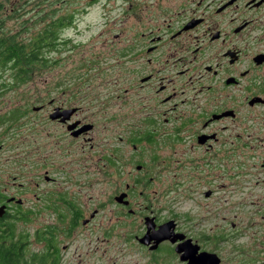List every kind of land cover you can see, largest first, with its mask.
<instances>
[{
	"label": "rangeland",
	"instance_id": "obj_1",
	"mask_svg": "<svg viewBox=\"0 0 264 264\" xmlns=\"http://www.w3.org/2000/svg\"><path fill=\"white\" fill-rule=\"evenodd\" d=\"M0 1L7 5V11L21 9L7 19L5 27L29 41L53 19L74 16L77 8L89 4V0ZM136 13L135 6L127 9L122 0H103L87 15L75 18L82 21L78 34L74 19L59 32L61 41L46 52V66L35 78L12 85L11 71L0 75V194L21 199L22 210H30L7 220L14 221L15 240L24 244L27 260L20 263L39 264L47 252L41 241L45 231L55 237L54 232L62 230L63 237L56 234L59 264H149L147 258L127 253L130 247L117 229L106 230L109 220L114 222L119 212L112 197L129 184L135 186V192L145 193L161 220L174 219L183 231L207 232L206 248L220 258V264H264V199L259 194L261 185L246 175L249 168L209 169L201 180L194 181L186 146L165 135L153 138L157 144L153 148L144 141L142 131L126 134V123L114 115L115 109L105 108L104 104H125L121 85H126V80L115 47L122 29L135 23ZM131 100L138 102L135 94ZM50 101L82 107L83 118L94 121L96 127L87 136L89 143L83 139L71 142L64 129L41 124L44 110L37 114L40 105ZM12 113L17 116L13 118ZM128 123L135 124V118L129 115ZM135 138L141 143L133 149L130 140ZM248 141L244 136L242 143ZM119 147L123 150L117 163L104 166L105 160L99 156L107 158ZM252 155V150L243 151L241 159H251ZM120 163L126 166L119 175L116 168ZM137 164L145 167V183L140 185L128 174H135ZM207 190L213 191L209 198L204 196ZM56 194L65 205L59 204L54 211ZM70 207L79 209L86 218L100 208L92 224L105 222L106 226L101 231L80 226L67 231ZM79 231L84 233L82 237ZM102 232L110 239L103 242ZM182 263L164 248L157 254V264Z\"/></svg>",
	"mask_w": 264,
	"mask_h": 264
},
{
	"label": "flooded vegetation",
	"instance_id": "obj_2",
	"mask_svg": "<svg viewBox=\"0 0 264 264\" xmlns=\"http://www.w3.org/2000/svg\"><path fill=\"white\" fill-rule=\"evenodd\" d=\"M122 1L127 9L135 6L137 11L135 23L122 29V38L115 47L126 80V85H121L125 104L124 101L122 104H104L105 108L115 109L114 115L126 123V134L142 131L144 141L153 148L157 145L153 138L165 135L173 138L177 145L186 146L191 153L188 167L194 181L201 180L209 169L249 168L246 175H252L256 185H261L259 194L264 199V0ZM88 3L77 8L74 16L67 15L72 21L74 19L77 34L78 24L82 21L75 18L87 15L103 0H89ZM129 94L137 96L136 104ZM52 103L40 105L37 114L44 110L41 124L59 126L71 142L83 139L89 143L91 138L87 136L96 127L94 121L83 118L82 107ZM71 110L73 112L65 113ZM53 114L59 117L51 119ZM129 115L135 118V124L128 123ZM103 129L111 130L106 126ZM243 135L250 141L242 143ZM139 143L138 138L130 140L133 149ZM122 150L119 147L107 158L102 154L99 160H105L104 166H114ZM248 150L253 152L251 159H241L242 152ZM125 166L120 163L116 168L119 175ZM144 169L142 164H137L134 175L128 172L135 179V185L145 183ZM134 187L126 184L113 195L114 200L116 196L126 194L124 201L127 204L114 200L119 212L114 222L110 219L106 227L107 231L117 229L118 236L130 247V250L126 248L127 253L134 254L137 259L147 258L149 264H157V254L164 248L168 255L180 260L176 248L188 242L190 247L198 249L189 260H203L199 256L209 253L206 248L208 233L183 231L176 220H161L159 213L151 209L145 193L135 192ZM212 195L211 190L204 192L206 198ZM0 196L3 198L0 206L5 207L3 221L23 215L20 212L30 213V210H22L23 201L21 204L16 202L19 198L6 193ZM11 198L14 200L10 201ZM59 204L64 203L56 194L51 209L57 211ZM99 209H94L86 218L79 209L70 207L67 231L79 226L87 231L105 227V222L92 224ZM145 220L151 228L149 234ZM170 221L174 224L167 225ZM129 222L138 223L137 228ZM80 231L77 234L82 237L84 231ZM156 231L157 238L152 236L149 244L140 243L146 234L150 236ZM54 233L55 237L52 232L45 231L41 237L47 251L41 258L42 264H59L56 234L61 233L63 237V232ZM162 233L167 239L156 245L155 241ZM102 236L103 242L110 239L105 232ZM20 261L0 264H21Z\"/></svg>",
	"mask_w": 264,
	"mask_h": 264
},
{
	"label": "trees",
	"instance_id": "obj_3",
	"mask_svg": "<svg viewBox=\"0 0 264 264\" xmlns=\"http://www.w3.org/2000/svg\"><path fill=\"white\" fill-rule=\"evenodd\" d=\"M6 9L7 5L0 1V75L11 71L12 85H22L28 79L35 78L40 69L46 66V52L58 45L59 32L71 24L72 18L64 16L53 19L30 41L21 40L5 27L7 19L19 13L21 9L17 7L8 11ZM16 116L17 113H12L13 118ZM1 200L3 198L0 196V202ZM4 218V216L0 218V262L27 260L24 257L22 240H15L14 221H7L8 218L3 221ZM13 218L16 217L11 216L9 219ZM42 260L38 262L42 264Z\"/></svg>",
	"mask_w": 264,
	"mask_h": 264
},
{
	"label": "water",
	"instance_id": "obj_4",
	"mask_svg": "<svg viewBox=\"0 0 264 264\" xmlns=\"http://www.w3.org/2000/svg\"><path fill=\"white\" fill-rule=\"evenodd\" d=\"M73 112V110L71 111H66L65 113H71ZM59 115L53 114L51 115V119H56L58 118ZM72 127H69V129H72ZM74 136H76V133H73ZM126 197V194H120L118 196H116L114 198L115 202L117 203H124L125 205L127 204V201H124V198ZM10 201H13L14 198L9 199ZM8 200V201H9ZM17 203L21 204L22 200L19 199L16 201ZM5 214V207L4 206H0V218H2ZM171 222V223H170ZM168 223H166L167 225H171L172 223L174 224L173 221H170ZM145 225L147 227V233L149 234L151 228L148 224V221L145 220ZM164 226V225H163ZM148 234H146L141 240L140 243L143 244H149L151 237H155L157 238V231L156 232H152V235L148 236ZM163 235L158 238L155 243L156 245L159 244L160 242L164 241L167 239V235H164V233H162ZM153 238V239H155ZM178 240H181V238L179 237ZM177 240H173L172 242H176ZM156 247V246H155ZM154 247V248H155ZM182 248V249H181ZM196 250H198L196 247H190V245H188V242H186L183 245H180V247L176 248V253L180 254V261L184 262L186 264H220V258L216 255V254H212V253H202L199 257L202 258L203 260H189L192 259V255H194V253H196Z\"/></svg>",
	"mask_w": 264,
	"mask_h": 264
}]
</instances>
